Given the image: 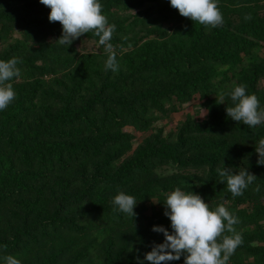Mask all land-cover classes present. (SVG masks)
Returning <instances> with one entry per match:
<instances>
[{
	"label": "trees",
	"instance_id": "obj_1",
	"mask_svg": "<svg viewBox=\"0 0 264 264\" xmlns=\"http://www.w3.org/2000/svg\"><path fill=\"white\" fill-rule=\"evenodd\" d=\"M17 1L0 0V41L15 28L22 36L18 51L0 55L18 58L20 70V79L10 81L15 98L0 111V257L11 254L21 264H137L138 253L163 239L152 225L171 231L162 201L179 187L208 204H247L229 211L242 243L227 264L263 263L264 247L247 241H264V165L254 151L264 124L233 121L225 112L230 99L217 102L221 92L244 85L264 109V90L256 85L264 76V0H218L223 23L216 27L181 16L168 0H100L115 25L117 72L104 70V53L84 47L97 43L91 32L64 49L54 42L61 25L39 14V0ZM146 1L160 5L155 15L137 12ZM119 10L142 15L131 13L126 22ZM137 23L144 27L125 32ZM163 23H171L169 30ZM47 74L54 78L46 81ZM195 94L205 118L188 117L174 141L147 136L117 163L131 147L124 126L146 131ZM221 161L256 176L242 195L233 197L219 181ZM165 165L206 171L202 177L155 172ZM117 190L141 203L134 217L114 210ZM151 199L161 201V217L143 216Z\"/></svg>",
	"mask_w": 264,
	"mask_h": 264
},
{
	"label": "clouds",
	"instance_id": "obj_2",
	"mask_svg": "<svg viewBox=\"0 0 264 264\" xmlns=\"http://www.w3.org/2000/svg\"><path fill=\"white\" fill-rule=\"evenodd\" d=\"M39 3L49 9V22L58 21L61 25L60 35L54 40L56 45L65 49L82 34L91 32L98 38V46L103 47L104 70H119L117 52L110 42L115 25L109 23L102 13L100 0H39ZM217 3L218 0H168V4L181 16L206 27L223 23ZM18 63L16 57L0 59V111L6 109L15 98L10 81L20 77ZM225 97L230 99L232 105L225 107L227 117L249 127L264 124V109L260 108L254 94L246 93L244 85H234L229 91L221 92L217 103H225ZM254 151L257 154L256 163L264 165V138L259 139ZM217 174L233 197L242 195L256 179L247 169L233 171L225 167L223 161L221 167L217 168ZM110 202L114 210L131 218L136 215L133 209L137 199L132 195L117 190ZM162 203L163 215L168 218L171 231L163 225H152L151 230L161 233L163 239L160 243L153 242L150 250L143 253L142 259L137 256V264H144L145 261L148 264H167L181 257L183 264H227L241 245L242 236L233 227L239 222L238 218L224 205L210 208L199 194L179 187L166 193ZM0 264H21V261L8 254L0 257Z\"/></svg>",
	"mask_w": 264,
	"mask_h": 264
},
{
	"label": "rangeland",
	"instance_id": "obj_3",
	"mask_svg": "<svg viewBox=\"0 0 264 264\" xmlns=\"http://www.w3.org/2000/svg\"><path fill=\"white\" fill-rule=\"evenodd\" d=\"M19 1V0H18ZM17 1V2H18ZM36 6L37 4L34 3ZM166 6H170L167 3H165ZM160 6V5H159ZM156 2L154 1H146L142 4L141 7L137 8V12H150L152 15H155L156 13L154 12L158 7H159ZM39 9V14H48L49 9L44 6V5H38L37 7ZM35 9V8H34ZM264 11V10H263ZM120 13L121 18L123 17H128L126 22H130L132 20H130V15L131 13L138 15L139 13L135 12V11H130V10H119L118 11ZM35 15L34 11H31V16ZM142 15V14H139ZM170 24L171 23H163V26L165 28H167L169 30L170 28ZM133 29L132 30H125V32H132L136 29H141L144 26L139 23H137V25H133ZM128 35V34H127ZM21 31L18 28H15L11 31L10 35L8 36L6 41H0V55L6 53L7 51L11 50L12 48H14L15 51L19 50V47H16L19 44V40L21 39ZM34 47H36V45H34ZM84 47L87 48V50L89 51H96V52H100L103 53V47H99L97 43L94 44L93 41L91 42H84ZM99 47V48H98ZM18 48V49H17ZM45 77V80H49L50 78H54V76L52 74H47ZM20 79V78H18ZM257 88L264 90V76L260 77L257 81ZM204 114V115H203ZM207 115V110L205 108H203L201 106V101L200 98L197 94L193 95L191 99H189L187 102L183 103L182 105L179 106L178 110L171 113L168 117L166 118H162L159 120H156L152 126L146 130V131H137L134 129V127L132 125H127L123 127V130L130 133L131 134V147L129 148V150L121 155L118 159L119 163L120 161H122L123 159L129 157L132 153V151L138 146V144H140L147 136L152 135V134H159L162 138H166L169 141H174L175 140V136L177 133V130L179 129V127L182 125V123L189 117L192 120H202L203 118H205ZM254 155H252L253 157ZM257 158V154L255 156ZM195 172L197 173L198 177H202L205 175V171L206 168H177L171 165H165L162 166L160 168L156 169V173L160 174V175H177L180 174L181 172L184 173H191V172ZM233 171H235V169H233ZM239 171V170H236ZM196 175V174H195ZM64 202V201H63ZM141 204L140 202L136 203ZM146 205V208L143 210V216L145 218H150L153 216V212L156 211L157 214H160V217L162 216V210L161 207H159L156 204L155 199H151L150 201L144 203ZM209 204L211 206L216 207L217 205H224L226 207V209L228 211L232 210V209H237V208H241V207H246L248 206L247 204H233L230 202H219L216 203V201H212L209 202ZM83 207L86 208H90V205L88 203L85 202V204L83 205ZM81 207H77L76 210L74 211V215H76L77 219H81V217L83 216V214L81 213V210L79 209ZM136 208V206H134V209ZM82 209V208H81ZM248 244H251V246L253 248H260V247H264V241H247ZM234 253V252H233ZM137 256H141V259L143 258V253H138ZM245 260H252V257H247V255L244 256ZM180 260H183V258L181 257ZM137 261V260H136ZM167 264H183L180 263L178 260L176 261H170L167 262ZM264 264V261L263 263Z\"/></svg>",
	"mask_w": 264,
	"mask_h": 264
}]
</instances>
